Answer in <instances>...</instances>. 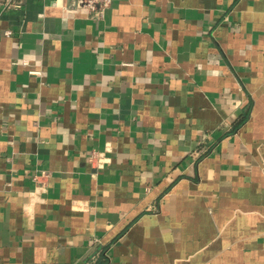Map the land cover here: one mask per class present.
Returning a JSON list of instances; mask_svg holds the SVG:
<instances>
[{"label":"crops","instance_id":"1","mask_svg":"<svg viewBox=\"0 0 264 264\" xmlns=\"http://www.w3.org/2000/svg\"><path fill=\"white\" fill-rule=\"evenodd\" d=\"M0 264H264V0H0Z\"/></svg>","mask_w":264,"mask_h":264},{"label":"built area","instance_id":"2","mask_svg":"<svg viewBox=\"0 0 264 264\" xmlns=\"http://www.w3.org/2000/svg\"><path fill=\"white\" fill-rule=\"evenodd\" d=\"M72 3L76 6H87L90 9L96 10L97 7L105 8L110 3L111 0H72ZM91 161L98 165H102L103 158L101 157V153L95 152L91 155Z\"/></svg>","mask_w":264,"mask_h":264}]
</instances>
